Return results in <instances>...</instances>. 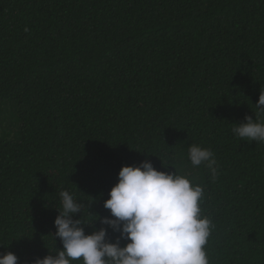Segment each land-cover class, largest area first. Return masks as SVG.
Masks as SVG:
<instances>
[{
    "label": "trees",
    "instance_id": "16d2710c",
    "mask_svg": "<svg viewBox=\"0 0 264 264\" xmlns=\"http://www.w3.org/2000/svg\"><path fill=\"white\" fill-rule=\"evenodd\" d=\"M260 91L264 0H0V254L52 251L61 190L109 216L119 171L147 158L204 188L210 264H264V143L232 132Z\"/></svg>",
    "mask_w": 264,
    "mask_h": 264
},
{
    "label": "clouds",
    "instance_id": "9594fccd",
    "mask_svg": "<svg viewBox=\"0 0 264 264\" xmlns=\"http://www.w3.org/2000/svg\"><path fill=\"white\" fill-rule=\"evenodd\" d=\"M255 109V119L245 116L244 122L233 124L232 132L241 140L264 143V92L260 91ZM187 156L193 168L204 165L216 181L219 169L211 148L193 143ZM108 196L103 207L110 215L101 217L70 191L61 190L56 231L51 234L55 246L33 264H210L205 245L215 225L203 215L204 188L187 175L159 171L146 158L139 165L123 166ZM84 208L97 219L86 222ZM77 214L80 218L74 219ZM96 222L101 227L86 234L85 227ZM56 238L63 250L57 249ZM18 261L12 252L0 254V264Z\"/></svg>",
    "mask_w": 264,
    "mask_h": 264
}]
</instances>
